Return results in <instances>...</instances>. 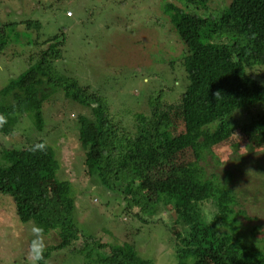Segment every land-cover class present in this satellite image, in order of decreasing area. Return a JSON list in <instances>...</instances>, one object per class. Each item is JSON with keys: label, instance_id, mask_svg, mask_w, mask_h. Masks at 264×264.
Instances as JSON below:
<instances>
[{"label": "trees", "instance_id": "16d2710c", "mask_svg": "<svg viewBox=\"0 0 264 264\" xmlns=\"http://www.w3.org/2000/svg\"><path fill=\"white\" fill-rule=\"evenodd\" d=\"M209 1L184 0V7L167 11L185 47L173 66L177 64L188 77L223 86V100L210 106L185 105L180 100L164 102L159 94L150 96L145 112L132 115L133 130H127V113L113 116L102 97L57 71L54 64L62 58L64 41L58 42L55 35L36 62L0 90V135H11L22 117L41 131L43 103L59 92L89 110L90 116L76 117L83 166L111 194L122 198L124 213L144 224L160 211L172 209L177 214L179 224L172 238L178 249L176 264H189V257L191 264H264L260 226L240 230V218L252 219L244 208L247 200H241L255 180L261 183L264 203V148L258 149L264 147V124H257L259 116L240 126L233 119L256 107H262L264 114V86L252 73L264 66V0H230L206 16L199 11ZM188 4L199 10L192 12ZM13 26L6 31V26L0 28V53L10 41ZM30 27L38 30L39 23ZM38 42L37 36L33 44L45 45ZM238 126L241 134L254 130L240 137L248 140L241 144L232 141ZM47 136L28 140L21 148L3 149L4 163H0V194L12 198L22 220L42 228L43 235L55 231L59 237L40 264L50 251L62 250L78 239L69 214L73 206L69 183L55 177L57 160L44 142ZM248 142L257 149L245 152L242 146ZM47 181H53L65 216L43 214ZM201 207L215 215L211 225L202 218ZM118 248L110 247L102 264H151L134 247Z\"/></svg>", "mask_w": 264, "mask_h": 264}, {"label": "rangeland", "instance_id": "374dc122", "mask_svg": "<svg viewBox=\"0 0 264 264\" xmlns=\"http://www.w3.org/2000/svg\"><path fill=\"white\" fill-rule=\"evenodd\" d=\"M183 1L0 0V28L6 26V31L14 24V32L8 31L10 41L0 53V90L36 62L46 50L47 41L51 42L56 35L58 42L64 41L62 58L54 64L57 71L67 78L77 79L90 93L102 97L113 116L122 117L120 114L127 113L124 119L127 130H133L132 115L145 112V100L150 96L159 94L169 104H176L178 100L185 105L210 106L219 102L225 95L223 86L207 79L188 77L177 65L185 47L170 25L167 11L172 6L184 7ZM229 1L210 0L199 12L208 16ZM188 5L192 12L199 10ZM30 23H39V29L29 28ZM37 36L38 43L45 41V45L33 44ZM174 61L177 64L173 66ZM252 73L264 86V66ZM42 111L45 125L41 131L36 130L30 119L22 117L11 135H0V163H4L3 149L21 148L28 140L49 135L42 139L54 150L58 166L55 177L69 183V196L73 199L69 214L78 239L62 250L50 251L42 264H102L111 253L110 247L124 251L127 246L134 247V251L151 264H176L178 249L172 238L179 223L174 210L153 214L149 223L144 224L126 215L122 198L111 194L83 166L76 117L90 116L89 110L56 92L44 101ZM251 116H259L257 124H264L262 107L238 113L233 119L240 126ZM239 126L232 141L241 144L248 140L240 137L245 138L254 130L241 134ZM255 145L248 142L242 148L248 152L257 149ZM261 148L264 147H258ZM255 181L251 192L243 193L241 200L242 203L247 200L244 208L252 219L240 218V230L258 225L261 238L264 237L263 190L261 183ZM43 192V214L65 216L53 181L46 182ZM34 225L21 219L11 197L0 194V264H31L29 252ZM43 239L44 253L59 242L55 231L43 235ZM95 241L99 245L94 244ZM258 246L263 248L261 244ZM187 262L191 264L192 258Z\"/></svg>", "mask_w": 264, "mask_h": 264}, {"label": "clouds", "instance_id": "9594fccd", "mask_svg": "<svg viewBox=\"0 0 264 264\" xmlns=\"http://www.w3.org/2000/svg\"><path fill=\"white\" fill-rule=\"evenodd\" d=\"M219 93L216 94V96ZM41 150L43 149V145L37 146ZM201 216L206 221L208 225H211L212 222L216 219L215 215L209 211L207 207H201ZM33 239L30 243V252L29 255L31 257V264H40V262L44 258L45 251V243L43 239V229L39 226L34 225L32 227Z\"/></svg>", "mask_w": 264, "mask_h": 264}]
</instances>
